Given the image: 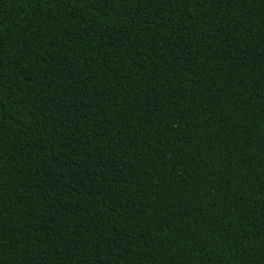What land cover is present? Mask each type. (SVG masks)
I'll return each instance as SVG.
<instances>
[{"label": "trees", "instance_id": "1", "mask_svg": "<svg viewBox=\"0 0 264 264\" xmlns=\"http://www.w3.org/2000/svg\"><path fill=\"white\" fill-rule=\"evenodd\" d=\"M0 264H264V0H0Z\"/></svg>", "mask_w": 264, "mask_h": 264}]
</instances>
